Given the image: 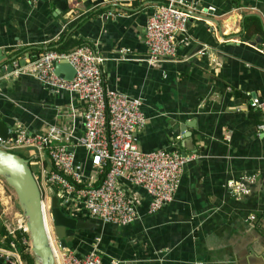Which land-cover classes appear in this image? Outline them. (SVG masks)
Returning a JSON list of instances; mask_svg holds the SVG:
<instances>
[{"label":"crops","instance_id":"0c3cea01","mask_svg":"<svg viewBox=\"0 0 264 264\" xmlns=\"http://www.w3.org/2000/svg\"><path fill=\"white\" fill-rule=\"evenodd\" d=\"M160 2L0 0V120L13 134L19 125L34 133L49 134L54 125L83 133L84 104L77 95L11 73L28 54L47 51L63 37L71 35L75 48L77 41L94 45L108 58L106 85L143 98L147 122L136 133L139 147L179 149L194 159L173 201L159 211H150L145 190L128 187L139 199V215L127 225L62 205L86 222L70 248L87 252L99 237L106 262L264 264V113L251 105L252 98L264 99V0H196L187 33L177 34L175 57L151 65L144 29ZM251 16L263 32L247 38ZM123 49L129 51L123 55ZM59 137L54 144L68 143ZM68 145L88 167L86 151ZM36 162L41 177L47 162ZM15 198L0 179V249L17 234ZM0 264H7L1 256Z\"/></svg>","mask_w":264,"mask_h":264},{"label":"built area","instance_id":"2783aa9c","mask_svg":"<svg viewBox=\"0 0 264 264\" xmlns=\"http://www.w3.org/2000/svg\"><path fill=\"white\" fill-rule=\"evenodd\" d=\"M196 10V0H161L144 29L149 64L164 63L175 57L177 34L187 33ZM127 51L121 52L124 55ZM64 59L76 70L71 80L55 71V62ZM107 59L94 45L84 44L66 53L47 50L13 71L11 74L16 76H32L54 91L77 95L84 104V131L77 135L54 125L49 134H42L19 125L15 136L7 139L0 136V147L14 152L29 148L34 151L32 161L47 162L40 171L41 177L37 176L40 184L43 181L48 189L54 188L64 200L63 205L68 202L71 211L83 206L90 216L104 223L127 225L139 215V199L128 187L145 190L151 199L150 211H159L175 198L184 168L194 156L179 149L145 151L139 147L136 133L147 122L143 98L106 85L103 64ZM251 105L264 113V99L252 98ZM61 135L65 137L62 141L86 151L89 168L78 160L68 143L54 144ZM234 190L244 192V187L235 185ZM16 222V231H22L23 236L19 242H11L7 249L1 248L0 256L7 264H27L24 254L31 251V239L21 212ZM49 230L59 264H133L118 258L106 262L98 248L99 237L95 247L79 253L75 248L62 247Z\"/></svg>","mask_w":264,"mask_h":264},{"label":"water","instance_id":"95a60500","mask_svg":"<svg viewBox=\"0 0 264 264\" xmlns=\"http://www.w3.org/2000/svg\"><path fill=\"white\" fill-rule=\"evenodd\" d=\"M29 58L28 54L27 59ZM27 59L19 66L26 65ZM12 66L10 65L9 72L15 69ZM55 66L56 73L67 80H71L76 74L75 68L66 59L56 61ZM0 74L5 73L0 71ZM11 134L15 136V133H11L8 126L0 120V136L7 139ZM31 161V158L18 152L0 147V179L12 189L16 197V206L26 218L34 264H59L50 239L43 190L33 171ZM49 191L51 193L50 217L54 234L62 247L69 248L75 240L74 232L83 228L86 222L67 214L56 190L51 187Z\"/></svg>","mask_w":264,"mask_h":264},{"label":"trees","instance_id":"16d2710c","mask_svg":"<svg viewBox=\"0 0 264 264\" xmlns=\"http://www.w3.org/2000/svg\"><path fill=\"white\" fill-rule=\"evenodd\" d=\"M246 19L247 20H246V23H245V32H244V36L245 37L250 38L254 34L263 32V26L261 24L260 19L257 16L247 17ZM75 24L76 23H74L73 26ZM73 43H74V41L72 39V36L70 35V36H68V38L66 40L63 37L62 40L57 44V46L56 45L51 46L48 50H56V51L61 52V53L70 52V51L73 50V48H75V47H73V46H75ZM76 44H78V46H81V45L89 44V43H84L82 41H77ZM44 52H45L44 50H35V51H33L32 53H30L31 60L37 59ZM19 154H21V153H19ZM21 155L31 158V154H30V156L29 155L26 156L24 154H21ZM33 171H34V169H33ZM35 174L38 176L39 173L35 172ZM22 236H23V232L20 231V230L17 231L16 237H14L11 240V242H19V240L22 238ZM19 246H20V244H19ZM24 258L27 261V264H34V257L32 255L31 251H29V253H25L24 254Z\"/></svg>","mask_w":264,"mask_h":264},{"label":"rangeland","instance_id":"374dc122","mask_svg":"<svg viewBox=\"0 0 264 264\" xmlns=\"http://www.w3.org/2000/svg\"><path fill=\"white\" fill-rule=\"evenodd\" d=\"M18 153L24 154V155H30V153H33L34 151L32 149L29 148H19L17 150H15ZM37 160H33L31 162V165L35 171L36 169V165L38 164V162H36ZM38 161H41L40 159H38ZM40 177V176H39ZM41 185H42V189H43V196H44V202H45V207L47 210V214H48V223H49V228L51 229V231L54 232V228L52 226V222H51V217H50V196L48 194V185L45 184L43 181H41Z\"/></svg>","mask_w":264,"mask_h":264}]
</instances>
